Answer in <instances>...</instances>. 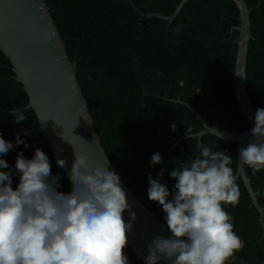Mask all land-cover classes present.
I'll return each instance as SVG.
<instances>
[{
    "label": "trees",
    "instance_id": "trees-1",
    "mask_svg": "<svg viewBox=\"0 0 264 264\" xmlns=\"http://www.w3.org/2000/svg\"><path fill=\"white\" fill-rule=\"evenodd\" d=\"M93 118L124 183L173 232L196 264H264V219L236 171L234 141L204 134L200 119L229 131L249 123L233 70L239 24L232 0H45ZM253 6L246 87L264 115V0ZM178 101V102H177ZM28 95L0 49V192L33 227L94 229L98 219L74 190L40 133ZM245 172L264 208V139L245 152ZM132 264H145L128 245ZM7 264H125L111 237L14 243Z\"/></svg>",
    "mask_w": 264,
    "mask_h": 264
},
{
    "label": "water",
    "instance_id": "water-1",
    "mask_svg": "<svg viewBox=\"0 0 264 264\" xmlns=\"http://www.w3.org/2000/svg\"><path fill=\"white\" fill-rule=\"evenodd\" d=\"M187 0H181L169 16L148 14L171 21ZM239 13L233 70L238 108L249 128L238 131L211 127L198 111L185 103L200 119L205 133L237 143L236 171L223 185L241 178L260 220L264 208L245 172V152L264 139V115L258 114L248 98L246 62L251 34L250 12L245 0H232ZM0 49L12 65L16 81L28 95V107L36 114L41 131L74 190L98 219L96 228L33 227L20 223L9 199L0 192V264H7L14 243L28 238L68 237L98 242L109 235L125 264H132L123 244L133 249L145 264H196L172 231L122 181L94 129L92 115L76 76V63L69 59L65 42L45 0H0Z\"/></svg>",
    "mask_w": 264,
    "mask_h": 264
},
{
    "label": "clouds",
    "instance_id": "clouds-1",
    "mask_svg": "<svg viewBox=\"0 0 264 264\" xmlns=\"http://www.w3.org/2000/svg\"><path fill=\"white\" fill-rule=\"evenodd\" d=\"M247 5H248V4H247ZM248 6H249V5H248ZM251 10H252V9H251ZM238 17H239V13H238ZM238 20H239V19H238ZM238 25H239V24H238ZM238 25H237V26H238ZM237 32H238V31H237ZM237 37H238V36H237ZM177 102H178V101H177ZM88 109H89V108H88ZM198 113H199V112H198ZM199 114H200V113H199ZM201 117H202V116H201ZM202 118H203V117H202ZM203 119H204V118H203ZM204 121H205V120H204ZM205 122H206V121H205ZM206 123H208V122H206ZM208 125L211 126V127H217V126H213V125H211V124H209V123H208ZM202 126H203V125H202ZM217 128H220V127H217ZM221 129H223V128H221ZM202 130H203V129H202ZM225 130H226V129H225ZM227 131H229V130H227ZM238 132H241V131H238ZM205 134H210V133H205ZM203 135H204V134H203ZM201 137H202V136H201ZM201 137H200V138H201ZM200 138H199V139H200ZM225 141H226V140H225ZM113 167H114V166H113ZM122 181H123V179H122ZM123 182H124V181H123ZM263 219H264V218H263ZM263 219H262V221H263ZM172 233H173V232H172ZM176 238H177V237H176ZM112 245H113V244H112ZM182 246H183V245H182ZM123 248H124V247H123ZM184 248H185V247H184ZM185 249H186V248H185ZM116 250H117V249H116ZM186 251H187V250H186ZM118 253H119V252H118ZM187 253H188V252H187ZM119 255H120V254H119ZM121 258H122V257H121Z\"/></svg>",
    "mask_w": 264,
    "mask_h": 264
}]
</instances>
